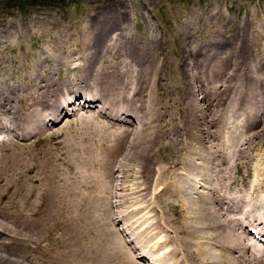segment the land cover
Instances as JSON below:
<instances>
[{"label":"bare ground","instance_id":"6f19581e","mask_svg":"<svg viewBox=\"0 0 264 264\" xmlns=\"http://www.w3.org/2000/svg\"><path fill=\"white\" fill-rule=\"evenodd\" d=\"M33 14L24 24L0 27V36L16 35L20 47L31 22L51 15ZM130 14L144 18L87 13V34L75 32L73 41L52 35L46 59L54 66L40 72L35 63L25 64L18 81L5 77L14 45L0 51V129L12 128L21 140L34 136L20 145L0 137V264H264V247L251 239H264L261 170L250 171L244 194L231 196L224 192L226 166L212 157L216 144L208 146L216 132L211 128H218L232 101L252 121L229 122L237 119L230 109L229 134L241 129L244 144L258 139L264 145L257 38L250 40L246 27L221 34L227 51L214 57L210 41L197 43L189 35L193 25L166 34L146 22L134 32L119 24ZM76 67L79 73L71 76ZM252 125L258 127L247 136ZM225 129H218V139L227 154L234 143ZM42 140L48 143L37 147ZM206 163L219 172L209 195L195 192L194 179L204 176ZM128 201L140 203V210L135 221L116 229L126 214L118 216L114 204ZM176 208L181 225L168 216ZM205 231L211 235L201 237Z\"/></svg>","mask_w":264,"mask_h":264},{"label":"rangeland","instance_id":"374dc122","mask_svg":"<svg viewBox=\"0 0 264 264\" xmlns=\"http://www.w3.org/2000/svg\"><path fill=\"white\" fill-rule=\"evenodd\" d=\"M33 13H50L51 15L43 18L41 22L38 19H34L36 23H33L34 20L31 22L32 24L31 34L32 35L30 34L27 36L25 35L26 33H23V37L21 39L22 45L20 47L16 46L17 40L15 41L14 39L15 37L17 38L16 35H14V37L12 38H10V36H12V33H10L7 37L0 36V51H4L5 46H8L9 43H12V45H14V49H12V46L9 47L11 51L7 58L8 61L5 59L7 63L11 61L9 63L10 70L5 75L7 80L11 77L12 80L18 81L20 77H22L23 75H26L24 74V70L22 67L25 64L28 67L29 65L28 63L30 64L35 63L36 69H38V71L40 72H46L50 66L53 67L55 63L53 61L49 62L46 59L47 54H48L46 45L47 43H48V46L51 44L49 42L50 38L52 37V35L58 34L60 37L64 38L67 41L68 40L73 41L75 32L84 31V34H87L88 22H89V20L87 19V13H143V16H144L143 20L140 17H138L137 14H133V15L130 14L131 15L130 17L123 19V20L121 19L119 20V24L122 27H132L134 29V32L140 31L141 27L146 22L147 24L149 23L151 26H153L155 29H158L159 31H163L166 34L169 31H171L173 28L180 30V28H184L186 26L191 27L193 25L192 26L193 30L191 31L189 35L197 43H201V41L202 42L210 41L209 43L211 44V46L209 48L208 54L212 56L214 55V57L223 56L225 53L224 51L226 50L225 44L222 42L221 34L228 36L233 31L235 30L237 31V29L246 27V29L248 28L250 29L249 31H251V33H249L250 34L249 39L255 40L257 38L256 40H258V46H257L258 49H256L255 54L254 52L253 54L256 57V60L258 61L259 64H262V65L264 64V60H263L264 59V45H263L264 44V27H263L264 26V0H0V27H2L3 25H7V27L11 28L13 24L15 23L24 24L25 22L32 20L31 17L34 18ZM82 28H84V30H82ZM218 28H221V29H218ZM260 39H261V42H260ZM44 51H46V53ZM208 58L210 57L208 56ZM15 60L19 61L18 64L20 66H17L16 64L17 62H15ZM202 60H203L202 62H204L205 57H202ZM0 63H2L1 55H0ZM211 64L213 65L214 62ZM55 68L57 69L58 66L55 65ZM78 71H79V68L76 67L72 69L69 72V74H71V76H75V74L79 73ZM216 86L217 84L213 83L210 85V89H213ZM232 108L236 110L235 117H237V119L230 118L229 122L231 121L236 124L237 120L238 122H243V123H245L246 121L247 122L252 121L250 116H248L249 119L245 118V114H244L245 111L243 109L242 110L236 109L237 106H236L235 101L230 102V108L222 110V119L220 120V123H219L220 127L218 126L217 129L214 127L211 128V131H216L215 134H217V136L214 134V132H210L209 136L210 135L211 136L208 137L209 138L208 142H211V143L208 146H211L213 149L215 146L213 144H216L217 148L214 149L215 150L213 154L214 156L212 155V157L216 158V163H219L221 166L224 165L227 167V168L224 167V169L227 171L226 174L228 175V179L224 183L225 185H227L228 190L225 189L224 192H227L228 194L230 192L232 193L231 196H234V195L236 196L239 194H244L247 191L248 187H251V180L253 179L251 172L253 171V169H260L261 178L262 180L264 179V174H262V172L264 171V162H263L264 161V153H263L264 145L262 146L258 145L259 144L258 139L255 142L257 143V145L248 146L244 144V139L246 137L243 134V130L241 129L238 130V132H241V133L229 134L230 124L226 123V119H227L226 117L229 114L228 111H230V109ZM69 110L71 111L70 108ZM82 110L85 111V109H82ZM78 111H81V110L78 108ZM259 114L261 115L260 119L262 120L258 124L264 123V118H263L264 117L263 116L264 106L263 107L260 106L258 108L257 116ZM68 116L70 115H67V117ZM63 117H66V116H63ZM59 123L60 121H57L56 123H48L47 126H45V128L50 130V128H52L54 125L59 124ZM222 126L226 127L225 134H224L225 138H228L227 139L228 141L232 140L231 143H234L232 145V148L230 149V151H228L227 154H225L226 151H224L226 150V148L220 147L221 138L218 139V133H219V130L222 128ZM257 127L253 128V125H252L251 128L246 131V133L248 132L247 136L251 135L252 130L257 129ZM0 137H9L12 140L14 139L13 141L17 145L28 142V140L31 141L34 138V136H31L25 140L18 139L14 136L12 128L0 129ZM46 142L47 140H42L41 143L39 142L38 144H36V146L39 147L41 145H45ZM237 144H242V145L240 146V148H238ZM164 154L167 155L166 152ZM223 155H226V156L223 157ZM261 155L263 156L261 157ZM215 156H218V157H215ZM207 164L208 163H206V168L208 169L205 170L204 176L202 177L201 175H198L199 180L198 178H195L194 180L196 184L195 192L200 191V192H203L204 194L209 195V189L212 187L214 182L216 183V181L214 180L219 176V172L213 170L215 168H211V164L210 165L209 164L207 165ZM234 168L236 169L234 170ZM209 169H211V171L213 172H211ZM192 194L193 196L196 197L195 193H192ZM216 198L212 199L214 203L217 202ZM140 207H141L140 203L132 204L131 201H128L127 203L118 202L114 204V209L116 213L118 214V216L121 217L120 214L122 212H123L122 214H126L123 220H121L120 222H116V225H115L116 229L121 230L122 225H127L135 221V218H133L134 213L135 211L136 212L139 211ZM262 207L264 208V204H262ZM125 209H126V212H125ZM233 212L235 213L234 210ZM153 213L156 215L157 210L151 211L150 214L153 215ZM168 216L172 222L179 221L180 225L182 224L183 220L179 212V208H176L173 211H169ZM179 230L181 231L180 226H179ZM206 235L210 236L211 234L209 231H205L201 237L206 236ZM121 238L123 240H126L127 242L130 240V238H128L129 239L128 240L127 237H125V234H121ZM208 239L212 240V237H209ZM251 239L256 242L259 248L264 247V239L262 240L261 237L255 238L254 236V238L251 237ZM178 240L181 241V236H179ZM201 240H205V239L201 238ZM195 241L197 242V239ZM139 263L149 264L147 263V261L146 262L139 261Z\"/></svg>","mask_w":264,"mask_h":264}]
</instances>
